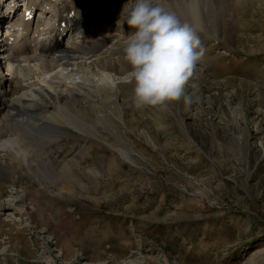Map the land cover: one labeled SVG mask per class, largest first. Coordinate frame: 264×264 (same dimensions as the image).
<instances>
[{
  "label": "rangeland",
  "instance_id": "obj_1",
  "mask_svg": "<svg viewBox=\"0 0 264 264\" xmlns=\"http://www.w3.org/2000/svg\"><path fill=\"white\" fill-rule=\"evenodd\" d=\"M235 4L232 41L198 33L203 79L187 81L190 102L136 108L124 83L135 132L116 118L93 135L69 129L34 183L11 186L0 170V203L14 200L0 207V264H264V6ZM90 143L76 180L60 174L50 184L68 189L48 191L49 176ZM51 145L29 154L42 162Z\"/></svg>",
  "mask_w": 264,
  "mask_h": 264
},
{
  "label": "bare ground",
  "instance_id": "obj_2",
  "mask_svg": "<svg viewBox=\"0 0 264 264\" xmlns=\"http://www.w3.org/2000/svg\"><path fill=\"white\" fill-rule=\"evenodd\" d=\"M230 1L156 0L182 23L193 26L197 34L227 42L232 41L239 15L243 14L240 5L235 4L240 0ZM260 1L264 6V0ZM125 2L28 0L27 6L16 12L9 9L11 0H0V35L5 36L0 50V170L6 173L3 180L11 186L34 183L31 177L38 171L54 167L51 156L62 149L64 140L60 134H71L69 129L93 135L100 132L99 126L108 128L114 118L129 127L121 85L133 82L122 46L132 30L126 24L123 30L117 25ZM195 75L196 79L188 81L201 83L203 76L197 65ZM72 138L77 141L80 136L73 134ZM53 142L57 146L50 153L41 150L42 162L29 154L31 148L40 151ZM94 145L90 143L88 151L77 148L71 158L60 164L59 174L47 177L48 191L54 184L55 194L62 195L68 187L50 183L60 174L76 180L80 158L90 155ZM112 148L132 162L126 150ZM65 178L62 181L66 182ZM79 185L82 187L81 182ZM20 188L24 191L32 187ZM42 192L47 193L44 189ZM10 199L0 207L12 206L14 200Z\"/></svg>",
  "mask_w": 264,
  "mask_h": 264
},
{
  "label": "clouds",
  "instance_id": "obj_3",
  "mask_svg": "<svg viewBox=\"0 0 264 264\" xmlns=\"http://www.w3.org/2000/svg\"><path fill=\"white\" fill-rule=\"evenodd\" d=\"M125 24L132 30L122 51L131 66L134 107L181 99L204 52L196 29L156 0H126L117 20L122 30Z\"/></svg>",
  "mask_w": 264,
  "mask_h": 264
}]
</instances>
